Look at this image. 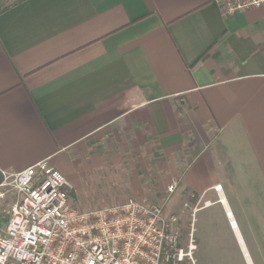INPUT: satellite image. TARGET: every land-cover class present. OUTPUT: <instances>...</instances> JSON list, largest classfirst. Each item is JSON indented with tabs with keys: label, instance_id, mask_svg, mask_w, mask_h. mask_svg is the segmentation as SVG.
Masks as SVG:
<instances>
[{
	"label": "crops",
	"instance_id": "1",
	"mask_svg": "<svg viewBox=\"0 0 264 264\" xmlns=\"http://www.w3.org/2000/svg\"><path fill=\"white\" fill-rule=\"evenodd\" d=\"M8 6L0 0V186L43 161L70 180H119L129 163L135 180L214 196L205 209L221 210L243 264H264V8Z\"/></svg>",
	"mask_w": 264,
	"mask_h": 264
},
{
	"label": "built area",
	"instance_id": "2",
	"mask_svg": "<svg viewBox=\"0 0 264 264\" xmlns=\"http://www.w3.org/2000/svg\"><path fill=\"white\" fill-rule=\"evenodd\" d=\"M214 2L227 15L264 8V0ZM1 187L13 204L0 229V264H197L193 233L185 240L180 218L164 214L176 184L162 204L132 198L86 211L70 204L72 183L48 161L4 174Z\"/></svg>",
	"mask_w": 264,
	"mask_h": 264
},
{
	"label": "rangeland",
	"instance_id": "3",
	"mask_svg": "<svg viewBox=\"0 0 264 264\" xmlns=\"http://www.w3.org/2000/svg\"><path fill=\"white\" fill-rule=\"evenodd\" d=\"M14 1L8 0L9 3ZM154 159H156L155 155ZM130 165L128 163L125 177L119 180L99 179L93 172L87 173L86 177V173L79 177L72 175L73 180L68 179L74 187L70 193V204L76 210L86 211L132 198L146 199L156 204L164 203L168 185L160 188L161 181L143 178L135 180ZM134 184H138L141 188V195L135 196L128 190ZM172 184H176L177 190L165 205L164 214H175L180 218L185 240L193 233L197 245L195 255L197 264H243L241 253L232 245L230 232L223 223L221 210L216 206L205 209L210 202L215 201V197L212 195L202 197L182 189L178 183ZM115 191L117 194L113 195ZM3 203H7L9 207L4 205L0 211L2 216L9 219L13 204L11 189L0 186V204ZM1 227L0 225V229H3Z\"/></svg>",
	"mask_w": 264,
	"mask_h": 264
},
{
	"label": "trees",
	"instance_id": "4",
	"mask_svg": "<svg viewBox=\"0 0 264 264\" xmlns=\"http://www.w3.org/2000/svg\"><path fill=\"white\" fill-rule=\"evenodd\" d=\"M22 1H24V0H15V1L12 2V3H9V6L6 7V9L9 8V7H11V6H14V5H16V4H18L19 2H22Z\"/></svg>",
	"mask_w": 264,
	"mask_h": 264
},
{
	"label": "bare ground",
	"instance_id": "5",
	"mask_svg": "<svg viewBox=\"0 0 264 264\" xmlns=\"http://www.w3.org/2000/svg\"><path fill=\"white\" fill-rule=\"evenodd\" d=\"M222 190L221 189H219V193L221 192ZM224 198V197H223ZM226 204V203H225ZM233 225H236L234 222H233Z\"/></svg>",
	"mask_w": 264,
	"mask_h": 264
}]
</instances>
